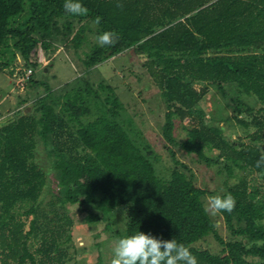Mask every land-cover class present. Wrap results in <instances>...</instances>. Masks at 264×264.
Instances as JSON below:
<instances>
[{
    "label": "trees",
    "instance_id": "1",
    "mask_svg": "<svg viewBox=\"0 0 264 264\" xmlns=\"http://www.w3.org/2000/svg\"><path fill=\"white\" fill-rule=\"evenodd\" d=\"M64 2L0 0V56H10L0 69L13 62L16 80L32 69L18 105L36 101L33 112L0 125V264H69V205L96 220L124 208L119 239L138 231L175 239L198 264H264V182L248 178L264 179V164L256 166L264 149V0H81L89 10L83 16L66 13ZM105 31L119 40L101 47L97 37ZM60 46L83 72L128 50L143 57L165 103L161 130L173 162L166 176L117 86L85 80L60 95L33 79ZM41 50L51 58L46 66ZM19 57L24 68L17 70ZM16 80L12 90L20 88ZM210 88L228 115L219 109L206 117L201 102ZM220 120L246 127L244 137L228 136ZM39 145L50 159L53 189L36 162ZM174 147L223 175L225 191L199 186ZM229 193L236 204L220 213L229 232L223 236L204 199ZM208 238L221 249L204 247ZM103 260L99 250L92 264Z\"/></svg>",
    "mask_w": 264,
    "mask_h": 264
},
{
    "label": "rangeland",
    "instance_id": "2",
    "mask_svg": "<svg viewBox=\"0 0 264 264\" xmlns=\"http://www.w3.org/2000/svg\"><path fill=\"white\" fill-rule=\"evenodd\" d=\"M92 38L95 40V36H92ZM50 57H53L52 63L51 58L47 57L43 50L40 51V60L43 65L46 66L51 63V66L46 70L43 66H39L33 79L50 85L54 94L61 95L67 89L69 90L85 80L92 82L105 81L118 87L117 93L125 103L129 114L134 117L137 127L145 137L144 139L151 144L159 155L158 171L166 176L173 167V162L170 152L164 148L166 141L161 130L164 121L165 103L162 101L154 81L142 67L143 57H138L132 50H128L120 54V57L117 56L116 59L113 57L96 65L88 72L82 71L81 64L73 56L70 49L60 46ZM4 59L10 60L9 54L0 56V61ZM18 61L17 70H20L24 68L22 67L21 57L18 58ZM14 66L15 64L12 62L0 69V125L15 119L23 113L33 112L36 107L34 98L29 99L25 105H18V101L26 96L27 86L19 83V77L17 80L13 77ZM121 66L129 67L132 71L127 69V71L122 72L121 70L124 68ZM15 80L20 88L12 90ZM251 98L253 101L256 100L255 97ZM201 105L207 118H211L213 114L218 115L219 109L223 112L226 111L221 95L213 88H210L206 93ZM96 114L97 110H94L92 115L87 116L85 120L93 119ZM224 114L228 115L229 113L224 112ZM219 124L227 128V135L232 138L244 137L247 130L246 127H242L235 120H233L231 128H229L228 122L224 120H220ZM137 127L135 130H138ZM186 135V132H184L179 137L184 139ZM173 149L177 157L193 169L195 180L199 186L217 189L218 193L225 191L221 188L223 175H218L214 168L208 167L205 163L197 161L195 157L187 155L181 148L174 147ZM36 162L47 171L51 189H53L55 183L50 167V159L42 145H39L37 150ZM236 172L245 174V171L237 170ZM248 178L252 184L264 182V179H259L257 173L250 174ZM234 181H236V178L231 179V183ZM51 195V192L45 188L42 199L47 202L51 199ZM208 197L204 199L205 205H207ZM68 209L74 219V226L71 231L72 247L70 249L73 259L69 264H92L96 261V254L99 250L102 251L104 256L102 264H110L113 258V249L119 240L115 233L125 229L127 221L125 209L118 208L101 220L81 214L74 205H69ZM211 216L218 222L219 232L223 236H228L229 232L223 223V217L220 214ZM97 244L100 245V249L97 248ZM202 245L211 248L213 251L221 249L213 238H208Z\"/></svg>",
    "mask_w": 264,
    "mask_h": 264
},
{
    "label": "clouds",
    "instance_id": "3",
    "mask_svg": "<svg viewBox=\"0 0 264 264\" xmlns=\"http://www.w3.org/2000/svg\"><path fill=\"white\" fill-rule=\"evenodd\" d=\"M63 7L71 15L83 16L89 11L81 0H65ZM117 7L123 8V5L118 3ZM118 40L119 36L115 31H105L97 37V43L101 47L114 45ZM262 164L264 149L261 150L256 166L260 167ZM235 204V198L230 193L210 196L207 198L205 212L213 216L225 211L232 212ZM110 264H198V259L188 246L177 243L175 239L162 240L138 231L117 241Z\"/></svg>",
    "mask_w": 264,
    "mask_h": 264
},
{
    "label": "built area",
    "instance_id": "4",
    "mask_svg": "<svg viewBox=\"0 0 264 264\" xmlns=\"http://www.w3.org/2000/svg\"><path fill=\"white\" fill-rule=\"evenodd\" d=\"M32 74V69H28L27 72L21 76L19 79V83H21V85H24V80L28 77H30V75Z\"/></svg>",
    "mask_w": 264,
    "mask_h": 264
}]
</instances>
